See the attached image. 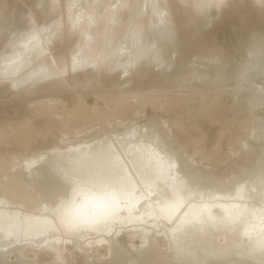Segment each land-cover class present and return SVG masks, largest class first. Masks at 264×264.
I'll list each match as a JSON object with an SVG mask.
<instances>
[{"label":"rangeland","instance_id":"obj_1","mask_svg":"<svg viewBox=\"0 0 264 264\" xmlns=\"http://www.w3.org/2000/svg\"><path fill=\"white\" fill-rule=\"evenodd\" d=\"M248 35H264V0H0V75H4L0 76V120L10 118L12 123L22 124L23 120L16 119L17 116L27 114L26 120H30L34 111L37 118L34 115L30 121L39 122L35 126L40 129L43 126L49 128L46 136H34L33 146L29 149L0 144V173L12 166V155L19 156L18 160L21 161L46 148L69 151L70 147L73 148L83 139L90 138L88 142L95 145L104 143L103 140L110 144L109 140L113 137L111 143L119 152L120 143L124 142L119 135L129 130L143 135L144 129L150 127L162 143L177 147L176 152L183 160V166L197 163L207 173H222L226 170L225 164L234 159L236 152L244 147L245 140L250 139L252 115L250 111H243L252 107L253 101L261 102L264 98V63L246 59L245 51L239 46L242 38ZM208 51L229 55L238 64L243 60V68L238 74L231 75L229 80L213 74H210L213 77L199 79L202 73L196 78L187 79L188 65L196 55ZM19 54L28 61L25 59V63ZM10 56L13 57L10 59ZM14 57L25 64L13 61ZM8 64L12 66L8 67ZM16 85L21 87L20 91L14 88ZM222 88H226V92L221 91ZM255 111L256 118L264 117V103ZM43 114L48 117V126L40 122L46 116ZM17 127L18 124L15 125ZM109 134L112 136L108 140ZM112 140L117 142L113 143ZM206 140L210 147L218 141V148L221 149L210 159L206 153ZM11 148L16 150L9 153ZM209 162L212 163L209 165ZM17 171L14 173L12 169H7L8 179H3L0 174V182L7 183L8 189L4 192L11 203L6 206L37 212L39 202L30 187L28 190L26 185L19 184L31 195L26 202L19 200L14 194L15 190H12L13 187L21 190L15 183ZM256 181L247 185L248 188L243 187L244 192L235 194V197H209L212 200L209 201L203 193L197 192L196 196L195 192L191 193L193 196L188 194L185 200L177 197L173 199L174 202L163 203L164 209L169 207L175 211V207H178L172 216L173 221H165L168 225L155 227L146 221H138L140 216L137 210L138 206L146 204L143 201L134 208H137L136 211L133 209L135 220L118 225L116 233L111 235L105 236L104 232L88 234L84 226L80 232L77 230L73 233L72 228L59 225L61 230L54 232L56 238L53 240L63 242H60V246L57 244L60 250L56 252L50 245L37 246L41 243L38 238L30 241L22 235L16 240L14 249L10 248L8 239L6 242L0 240V252L5 253L3 264H22L23 261L65 264L68 260L71 264H84L88 258H106L111 241L132 257H145L144 251L153 245H159L163 254L169 255L172 245L171 236L168 235H172L174 229L183 226L191 228L192 225H195L192 228H197L200 225L194 220L193 210L189 211L188 208L196 204L211 206L213 202H221L223 209L217 206L218 209H213L215 211L212 210V213L210 209L203 208L212 223L224 222V228L229 225L227 231L233 228L230 230L233 234L235 229L241 230L244 242L249 238L245 233L248 230L250 240L262 244L261 248H264V184L260 186L258 179ZM4 192L0 189V197ZM64 200L70 205L73 203ZM205 201L209 203L204 204ZM231 201L236 203V208L240 207L237 215L227 212L226 207ZM225 210L229 216L223 214ZM258 210L261 215L255 212ZM126 212L122 210V216H129ZM162 212L159 213L163 216ZM220 213L224 215L221 219L216 217ZM96 221L99 223V220ZM246 222L249 223L248 228ZM143 229L151 230L154 237L150 241L144 236ZM153 241H156L155 244Z\"/></svg>","mask_w":264,"mask_h":264},{"label":"bare ground","instance_id":"obj_2","mask_svg":"<svg viewBox=\"0 0 264 264\" xmlns=\"http://www.w3.org/2000/svg\"><path fill=\"white\" fill-rule=\"evenodd\" d=\"M242 39L243 40L239 42V46L245 51V55H246L245 58L252 61L258 60L260 63H264V35H252ZM39 43L40 42H38V44ZM28 50H30V47L28 48ZM44 50L46 49L44 48ZM29 53L30 51H28V54ZM13 56H10V59ZM20 56H18L19 60H20ZM22 57L24 58L25 56ZM16 58L17 57H14V59L12 60L13 61L16 60V62L19 61ZM5 59L6 58H4V60ZM25 59L26 58H24V62ZM26 61L28 60L26 59ZM1 62L3 63V61ZM20 62L21 61H19L18 63ZM25 63L21 62L22 65H24ZM242 64H243V60L240 64H238L235 61H233V58H231V56L229 55H226L224 53L223 54L216 53L214 51L213 52L208 51L206 53L196 55L194 61H192V63L188 65L185 77L187 79H191V78L193 79L198 77V75L202 73L199 79H201L202 77H209L213 74L214 76L220 77L223 80H229L230 79L229 77L231 75L233 74L235 75L240 72V69L243 68ZM10 65L8 64L7 66L10 67ZM14 66L15 65H13V68ZM1 67H3V65H1ZM22 67L23 66H21L20 69H22ZM199 68L201 69V72H199ZM4 69H6V71L8 72L10 71L9 69L7 70V68ZM2 74L0 76H4ZM14 88H17L19 90V88L21 87H18L16 85V87ZM226 90H227L226 88L221 89V91H225V92ZM263 103H264V98L261 99V102L253 101L251 103L253 108L248 107L243 111V113L250 111V115H252V124L250 127L251 129L250 139L245 140L244 147H241L239 151L236 152L234 159L228 161L227 164H225L224 167H226V170L220 174L207 173L204 170H202L200 168L201 166L198 165L197 163L194 165L190 164L187 166H183V160L179 157L178 153L176 152L177 147L171 144L165 145L164 142L162 143L158 135H156V133L153 131L151 127L144 129L143 135H138L137 131H135L136 133L134 131L130 132L129 129H127L129 130L128 133L124 132L123 135H119L123 137L122 141H124L120 143L121 151L123 153L121 151L116 152L115 148H113V145L111 143V139L113 137L111 139L108 138L112 136L110 135L112 134V132H110L109 136H107V138L105 137L108 140L110 139L109 140L110 144H108V142L105 143L106 141L103 140L104 143L98 142V144L93 145V142H88V140L90 139L89 138L88 140L83 139V141H81L77 145L74 144L75 146L73 145L74 146L73 148L70 147L71 149L69 151L54 150L52 148H49L48 150L47 148L45 150L41 149L42 151L37 152L38 154H35L33 156L31 155L32 157L25 158L21 161L18 160L19 156L14 157L12 155L10 161L12 163L11 164L12 166L2 171V173H0L2 174L1 177L3 179L9 178L7 169H12L13 172L14 171L16 172L18 170L16 173L18 174V176L15 179L16 182L15 181L14 182L17 185H19L20 183L24 184L26 185L27 188L30 187L33 190L32 194L33 196H36L37 198L36 200L39 202L38 203L39 210H37V212H29L23 209H19V208L14 209L12 207L6 206L11 203L6 198V193L4 192L5 190L8 189L6 187L7 183H4L1 180L0 189L4 193L3 196L0 197V240L6 242V240L8 239L10 244L9 246H11L10 248L14 249L16 248L17 245L16 240L22 237V235L23 237L26 236L24 237L27 238L26 240H30V239L32 240L33 238H38L40 239L41 243L39 241L38 244L39 243L40 244L39 245L36 244L37 246H40L41 244L50 245L53 249V252H56L60 250L59 249L60 247L58 248V245L60 246V242L61 243L63 242V240L61 241L53 240L54 238H56V233L54 232H57V230H61L59 229V225L64 226V228H72L73 233L76 232L77 230L79 231L80 228L83 229L82 226H84L87 228L86 231L88 232V234L93 233L94 235L96 233L98 234L99 232H104L105 236L106 234L111 235L115 232V229L118 228V225L131 221L133 222L135 220L136 217L133 215L136 214L133 213V209L137 207V204L139 202L141 203L143 201L142 203H146L144 204L145 207L142 206L143 205L142 204L141 206H138V210L136 208L140 216V219L137 218L138 221L139 220L146 221L151 225L153 224L155 227L159 225L163 226V224L168 225V223H165V221L169 222V220H171L174 217L173 216L175 215L174 212H176V209L178 208L175 207V211H172L173 210L172 208L168 209L169 207H167L164 209L163 206L166 202L173 201V199H177V197H181V199H184L188 194L195 192H196V196H197V192L199 193L201 192V194L203 193L208 198L230 197V196L235 197V194L244 192V189H242L243 187L248 188L249 186L247 185L257 182L256 181L257 179L260 182L258 184L260 186H263L264 184V117L261 116L259 118H256L254 116L257 113V111L255 110L256 109L258 110L261 104ZM118 106L120 107L119 104ZM35 111L36 113H39L37 110ZM32 112H31V114H33L32 117H34L35 115L34 111ZM43 115L45 116L46 114ZM26 116L28 115L26 114ZM26 116H24L25 118L20 115L17 116L16 119L23 120L22 124H20V122H16L15 124L12 123L13 120L10 118H6V119L3 118L0 120L1 145L10 144L12 145V147L22 146L25 149L26 148L29 149L32 148L33 146L32 141L33 139H35L34 136H39V134H41L44 137L48 134L47 132H49V128L43 126L40 129L39 127L35 126L37 121H34L32 123V121H30L32 117L29 115V117H31L30 120H26L27 119ZM46 117L47 115L41 118L43 119V121L42 120L39 121L44 122L46 126H48L47 124L48 120L46 121ZM166 123H168V121H166ZM16 124H18L19 127L15 128ZM37 124L40 123L37 122ZM152 124L155 123L153 122ZM131 128L133 129L134 127ZM15 129H17L16 132ZM96 135L94 137L97 139ZM94 137L93 139H95ZM101 137L102 136L100 133V138ZM117 147H118V143H117ZM205 148L207 149L206 153L209 159L216 156L218 152L221 150L218 148V141H215V144L213 146L211 145L210 147L208 140H206ZM1 149L3 150V148ZM14 150L16 149L11 148L9 153H13ZM211 163L212 162H209V165ZM11 185L14 184L12 183ZM194 186H200L202 188L200 189ZM18 188L19 187L12 188V190H15L14 194L17 196V198L25 202L29 200L31 195L27 194V190L26 191L23 190L25 188H21V186L20 188L22 191L19 190ZM31 189L30 191H32ZM154 198L162 201L161 202L162 204L156 202ZM211 198H209V201L211 200ZM263 198L264 197H262V199ZM64 199H67V201L73 203L70 205L68 204V202L66 203ZM192 199H190V201ZM199 200L201 201V199ZM206 201L203 203L204 204L209 203ZM103 202L105 203L107 202L108 204H102ZM148 204L150 206H148ZM196 205H194L195 208L192 205L193 207L188 208V210L189 211L193 210L195 217L194 220L198 223L200 222V225L197 223L198 224L197 228H192L195 227V225L191 224L192 225L191 228L190 226L188 227L183 226L179 229H174V231H172V235H168L167 233L166 235L171 236L170 241L172 245L171 246L172 251L170 252L169 255L167 254L164 255L159 245L158 246L153 245L152 247L148 246L150 247L148 251L147 250L146 252L144 251L145 257L143 255L132 257L126 254L124 251H122L119 246L115 245L114 242L111 241L109 242L110 243V248L108 253L109 255H107L106 258L99 260L88 258L85 260L84 264H264V248H261L262 244L258 242H254V240H250L251 239L250 237L251 234L249 233L250 231L246 232L248 230H245V233L246 234L248 233L249 238H246L247 241L244 242L243 239L245 237L243 238L244 234L241 230H237L234 228L235 234H233L234 232L233 233L230 232V230L233 228H230V230L227 231L228 230L227 227L229 225H227L225 229L224 226H226V224L224 222H218V221L216 223L211 222L209 216H207L206 210L210 209L211 212L213 209L216 208L218 209L217 206L222 208L221 202L220 203L213 202L211 206L208 205L196 206ZM235 205L236 203L234 201H231L228 207H226L228 208L227 212L229 214L230 213H233L235 215L238 214L237 210L240 207L236 208ZM203 208L206 210H204ZM122 210L123 211L125 210V212L127 211L126 213L127 214L129 213L128 214L129 216L126 217L122 216L121 213ZM186 210L187 209H185V212ZM159 212H162L163 216ZM221 212L223 213V211ZM255 212L259 214V210ZM228 213H226L225 210V213L223 214L228 215ZM223 214L221 213L216 214L217 215L216 217L221 219V217H224ZM184 215L187 216V214ZM210 218H212V214ZM225 218L227 219L228 217L225 216ZM259 219H261V216L259 217ZM96 220H99L98 221L99 223H96L97 222ZM228 220L230 219L228 218ZM228 220L227 223H229ZM140 224L141 223H139V225ZM245 225L248 228L247 225H249V223L247 224L246 222ZM254 225L251 224L250 226L254 227ZM251 227L249 228L251 229ZM150 231L151 230L149 229V231L144 230L143 232L144 236L148 240L154 237L151 236L152 233ZM68 232L69 230L67 229V233ZM64 234L62 235L64 236ZM80 236H82V234ZM80 236L77 237L79 238ZM221 237L223 238L222 240L219 239ZM155 242L153 244H155ZM4 254L2 253V251L0 252V264H3ZM58 254L61 253L58 252ZM61 260L63 261V258H61ZM22 264H34V262L23 261ZM65 264H71V263L68 260V262L66 261Z\"/></svg>","mask_w":264,"mask_h":264}]
</instances>
